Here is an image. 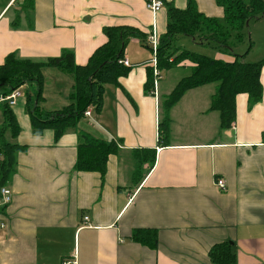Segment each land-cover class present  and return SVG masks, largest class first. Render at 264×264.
Wrapping results in <instances>:
<instances>
[{"label": "crops", "instance_id": "1", "mask_svg": "<svg viewBox=\"0 0 264 264\" xmlns=\"http://www.w3.org/2000/svg\"><path fill=\"white\" fill-rule=\"evenodd\" d=\"M145 1L33 0L27 10L21 0H0V64L9 53L41 61L65 49L84 65L106 42L104 26H130L145 36L128 40L129 71L105 85L100 110L89 107L78 123L117 144L103 178L73 168L76 129L58 139L51 128L32 129L27 103L36 85L21 86L23 96L11 106L20 128L13 140L25 149L6 186L11 200L0 205V264H211L208 250L222 241L231 243L235 264H264V66L260 101L248 106L247 95L237 94L230 128H219L217 111L208 109L214 84H204L171 108L167 145L159 146V96L175 83L162 91L160 71L156 93L145 92L147 68L153 71L146 38L165 32V3L184 9L188 0H161L155 12ZM192 1L205 16L223 15L215 0ZM59 75L68 81L69 100L72 78ZM135 228L156 230V247L133 241Z\"/></svg>", "mask_w": 264, "mask_h": 264}, {"label": "trees", "instance_id": "2", "mask_svg": "<svg viewBox=\"0 0 264 264\" xmlns=\"http://www.w3.org/2000/svg\"><path fill=\"white\" fill-rule=\"evenodd\" d=\"M215 1L223 9L222 17L205 16L192 0H188L184 9L165 3L167 25L165 32L158 38L157 68L160 71L167 70L184 60L188 61L190 66L188 74L178 79L168 94L159 96L160 118L157 127L159 146L167 145L171 108L189 89L214 84L215 89L208 109L217 111L220 129L230 128L235 120L237 94L247 95L248 106L260 101L262 97L260 70L264 66V56L255 62H246L243 60L246 54L236 55L231 49L234 42L242 41L246 22L251 18L264 16V0ZM32 5L33 0H21L23 9H31ZM12 26H15V20L12 21ZM102 31L106 36V42L93 51L84 65L76 64L73 53L65 49L59 56L41 61L22 59L14 53H9L0 64V96H6L26 83H35L34 100L31 98L27 103V105L31 103L27 111L32 129L39 131L51 128L55 139L68 129H76L78 143L73 168L76 171L98 172L101 178L106 171L108 156L117 151V144L78 129V123L88 107H92L95 112L100 110L105 85H117L118 78L129 71L130 66L117 62L124 57V48L128 40L131 37L145 40L144 34L130 26H104ZM178 35L190 37L201 45L214 44L217 50L232 54L234 59L225 61L184 49L174 43ZM251 46L250 41L248 49ZM45 68L57 69L71 77L73 81L69 102L56 110L45 111L40 106L43 99ZM144 90L146 93L153 91L151 67L147 68ZM19 130L12 107L7 101L0 102V188L9 185L16 172L17 154L25 149L13 140ZM152 153L153 157L147 158V161L150 160V166L154 161V149ZM156 232L154 229L135 228L130 238L155 248ZM208 257L211 264H235L232 245L228 241L213 244L208 250Z\"/></svg>", "mask_w": 264, "mask_h": 264}, {"label": "rangeland", "instance_id": "3", "mask_svg": "<svg viewBox=\"0 0 264 264\" xmlns=\"http://www.w3.org/2000/svg\"><path fill=\"white\" fill-rule=\"evenodd\" d=\"M250 41L252 46L250 49H248ZM174 43L176 45L182 46L184 49L195 53L204 54L214 58H217L215 56L217 55V53H219V59H224L222 55H226L228 57L231 56L234 59V56L232 54L223 53L217 50L214 44L200 45L196 42L194 43L190 37L184 35H178ZM231 50L236 55L246 54V62H255L264 56V16L260 18H251L247 22L242 41L234 42ZM189 66V62L184 60L183 62L175 65L170 69L163 70L161 75L163 79L160 81L161 90L165 91L168 85H173L182 76L187 75L189 72ZM59 72L61 73V71L53 68L43 69L45 83L42 91V96L46 97L47 104L40 103V105L44 106L45 109L59 108L69 102L64 92L66 86L68 85V81L65 77L59 79L61 78V75L58 76ZM68 78L70 79L69 76ZM56 87H58L61 91V96L56 94ZM81 122H83V118L81 119ZM177 137L179 138L180 136Z\"/></svg>", "mask_w": 264, "mask_h": 264}, {"label": "built area", "instance_id": "4", "mask_svg": "<svg viewBox=\"0 0 264 264\" xmlns=\"http://www.w3.org/2000/svg\"><path fill=\"white\" fill-rule=\"evenodd\" d=\"M145 6L151 10L152 12H155L159 10L162 6L163 3L161 0H146L145 1ZM147 43H149L151 52H152V63H153V93H156V88L158 85V79L160 78V70L157 68V58H156V51H157V46H158V36L156 35L155 31L152 30L150 34L146 38ZM119 64H122L124 66H129V62L126 58H121L117 61ZM23 96V92L21 90V87L14 89L13 91L10 92V94L6 96H0V102L2 101H7L9 106H13L16 103V100L20 97ZM91 113L90 108L88 107L84 111V116H88ZM215 185L220 189V190H225L226 188V183L224 182L223 179L217 178L215 179ZM11 200V191L8 187H1L0 188V205L1 204H8ZM87 219V217H84ZM64 264H70V262L66 261Z\"/></svg>", "mask_w": 264, "mask_h": 264}, {"label": "water", "instance_id": "5", "mask_svg": "<svg viewBox=\"0 0 264 264\" xmlns=\"http://www.w3.org/2000/svg\"><path fill=\"white\" fill-rule=\"evenodd\" d=\"M248 22V21H247ZM247 22H246V24H247Z\"/></svg>", "mask_w": 264, "mask_h": 264}]
</instances>
